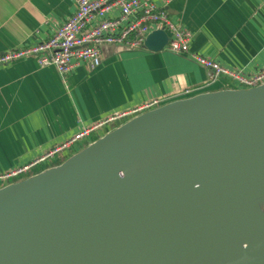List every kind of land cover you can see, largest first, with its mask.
Returning a JSON list of instances; mask_svg holds the SVG:
<instances>
[{
  "label": "water",
  "instance_id": "95a60500",
  "mask_svg": "<svg viewBox=\"0 0 264 264\" xmlns=\"http://www.w3.org/2000/svg\"><path fill=\"white\" fill-rule=\"evenodd\" d=\"M169 39L156 28L144 48ZM263 198L264 81L193 93L2 181L0 264L167 261L224 226H255ZM222 264H264V235Z\"/></svg>",
  "mask_w": 264,
  "mask_h": 264
},
{
  "label": "crops",
  "instance_id": "0c3cea01",
  "mask_svg": "<svg viewBox=\"0 0 264 264\" xmlns=\"http://www.w3.org/2000/svg\"><path fill=\"white\" fill-rule=\"evenodd\" d=\"M155 1L192 31L193 52L246 73L264 67V0ZM75 8L76 0H0V54L49 37ZM102 54L101 64L82 62L67 77L33 56L0 63V175L123 108L231 85L206 82L202 64L166 48L105 44Z\"/></svg>",
  "mask_w": 264,
  "mask_h": 264
},
{
  "label": "built area",
  "instance_id": "2783aa9c",
  "mask_svg": "<svg viewBox=\"0 0 264 264\" xmlns=\"http://www.w3.org/2000/svg\"><path fill=\"white\" fill-rule=\"evenodd\" d=\"M159 27L170 35L166 49L189 54L206 68V82L221 77H228L231 85H256L264 81V67L246 73L193 52L190 48L192 31L180 24L155 0H76L74 12L49 37L2 52L0 63L33 56L41 65H55L67 77L82 62L91 66L101 64L103 45L143 48L147 35ZM191 91V88H187L181 90V93L187 96L192 94ZM169 96L164 94L150 98L86 125L29 162L0 175V179L3 183H8L20 179L23 174L33 173L34 167L48 164L59 154L66 157L120 122L169 101Z\"/></svg>",
  "mask_w": 264,
  "mask_h": 264
},
{
  "label": "bare ground",
  "instance_id": "6f19581e",
  "mask_svg": "<svg viewBox=\"0 0 264 264\" xmlns=\"http://www.w3.org/2000/svg\"><path fill=\"white\" fill-rule=\"evenodd\" d=\"M255 213L256 217L264 214V198ZM263 227L264 218L251 228L239 230L238 226H224L215 231V234L201 238L197 243L179 250L171 259L149 264H222L241 248L263 236Z\"/></svg>",
  "mask_w": 264,
  "mask_h": 264
},
{
  "label": "trees",
  "instance_id": "16d2710c",
  "mask_svg": "<svg viewBox=\"0 0 264 264\" xmlns=\"http://www.w3.org/2000/svg\"><path fill=\"white\" fill-rule=\"evenodd\" d=\"M62 159H63V158H60L56 163L61 162ZM44 167H45L44 164L39 165L37 168L33 169V172H37V171L43 169ZM25 176H26V174H23V175L20 176V178H23V177H25Z\"/></svg>",
  "mask_w": 264,
  "mask_h": 264
}]
</instances>
